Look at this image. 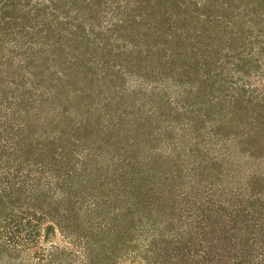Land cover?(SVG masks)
<instances>
[{
  "label": "trees",
  "instance_id": "obj_1",
  "mask_svg": "<svg viewBox=\"0 0 264 264\" xmlns=\"http://www.w3.org/2000/svg\"><path fill=\"white\" fill-rule=\"evenodd\" d=\"M114 1L115 0L40 1V4L49 9L51 16H60V18L66 17L68 19L74 17L78 20V24L73 22L77 27L76 29L60 32L58 31L59 28H57L55 33L49 30L43 37L41 36L40 41L45 43L51 36L53 44H56V41L61 43V36L66 34L70 36L72 33L78 36V32L82 38L86 37L88 40V32H86L83 22H85L89 16L92 17L93 20H98V15L110 8V3L108 2ZM127 1H130L129 4L132 5H143L145 8H150L149 10L156 9L158 11L157 14L164 16L163 19L165 20L164 22H166L164 26H169L170 30H177L171 33L169 35L170 38H167L165 41L173 43L175 48L172 49L169 57H174L175 55L173 53L176 52L177 48L182 44H179L181 39L180 33L194 28V26L191 25L192 22L188 27L189 21L191 18H194L191 16L189 9L192 0L188 2H186V0H147L144 4H142L143 0ZM236 1L237 0L201 1L202 7H206V18H203L204 22L211 26L209 29L215 33V41L225 39L218 43L216 47L214 45H211V48L210 45L208 46V53L210 49H216L215 55H217V59L211 69H205L200 74L202 77L200 78L204 80V82L212 83L211 86H216L215 89L211 90L214 95L212 98H210V95L203 94L200 87L194 89L190 88L185 94L181 92L184 97H182V100L181 98L176 99V101L174 100L176 103L170 101L168 97L161 93H153L146 96L147 99L145 100L146 103H149V115L138 114L134 112L133 109L128 111V109H130L129 107H134L137 103L136 100L140 98H136V93L134 94L132 93L133 91L129 90L130 86H126L125 84L120 85L118 83V78L120 77L122 79L121 82L126 80L125 76L143 80L145 66L140 64L139 57H134L135 59L131 58L127 61L129 71L122 68L123 71H125L124 74L118 75L120 69L110 71L108 76L104 73L103 77L105 79L101 82L103 85H100L103 88L101 95H99L98 91L97 95L93 96L91 92L94 86L92 83H87V79L83 78L79 81L81 84L79 88L80 92L77 91V93H74L77 99L73 100L71 106L74 111H82L84 108V113L88 116H83L84 118L80 119V123L82 124L78 127L76 126L74 135L78 137L80 136V131L87 132L89 128H92L89 124L92 121L91 115L93 111L95 112V119H97V121L94 120L97 127V134L100 135L102 140L108 143L110 142L109 146H114V143H112L108 137L110 134L103 135V133H105V131L109 133L115 131L117 133L116 136H118L119 133L124 134L132 147L135 145V148L140 147L139 150L141 151L152 152L156 150L155 147L161 150L163 139H169V131L166 130L165 133L160 132V125L180 119L181 122L184 121L186 124L196 125L198 122L197 112L200 108L208 110L215 107V109H219L221 113V110L227 107L228 111L226 115L214 117L211 114H204V117L208 116L207 119L212 123L210 127L219 129L218 127H220V125L226 123L228 125V131L227 134L223 136V139L229 142L232 141L231 143L238 149L237 151L244 153L241 155L236 151L235 155H244L256 161L264 159V1L240 0L241 6L234 5ZM21 2H25V0H0L1 17L5 16V19L8 18L7 20L4 19L3 22L0 20V64L5 57L7 58V54L4 51L6 49V42L4 41H8L10 38L17 39L16 36L18 32H15L13 27H19V25L22 24L20 20L25 19L23 11L28 5ZM223 2L227 3L229 7L224 6L222 11H219L221 9L219 5L221 3L223 4ZM31 8H34V6H31ZM35 8L41 11L38 8V4ZM81 12H83L81 16L87 13L86 15H88V17L84 15L82 19L78 18ZM208 14H214V16L209 18ZM197 18L198 16L194 19ZM40 19L46 22L48 16L44 14ZM201 21L203 22V20ZM7 24H9L13 30L10 29L9 31V25ZM201 26H203V24H201ZM204 26H206V24H204ZM187 27L188 29H186ZM118 28H120V26ZM202 28H200L201 30L198 32L197 36H202L207 39ZM205 30L207 31V29ZM219 33L220 36L218 35ZM55 35L57 36V40L55 39ZM2 39H4V41H1ZM47 44H49L48 41L45 45ZM105 46L106 49L103 54L106 58L123 55L119 50L114 52L112 48H107V44ZM218 47H220L219 50ZM56 49L57 47H54L52 51ZM170 49V46H168V48L167 46L165 47V50ZM179 53L178 51L176 55L178 56ZM210 54L214 56L212 52H210ZM8 57L12 60V54L9 51ZM97 57L98 55L96 54L94 59ZM49 58V62L53 63L51 66L56 67V64L59 65L58 68H55L54 72L58 71L59 68H65L63 63L67 65V63L64 62L65 60L60 58V56L57 58L52 54ZM90 59H88V61H90ZM5 60L6 61L2 63L3 69H0V107L3 106L4 108H8L12 105L10 98L12 97L15 99V95L10 93L23 87V90H26L27 81L23 78L20 81H18V79L21 76H27V74H23L25 73L22 69V65L24 64L20 63V70L14 72L10 71V65L13 66V61H7L8 59ZM26 63L28 66L31 65V62ZM105 65H107V63L103 66ZM204 65L205 64H201V67H204ZM90 68L87 67L89 73L97 75L98 79L97 72H92ZM223 68L227 71H224L225 73H230L232 75L231 81L229 77H223ZM102 69L105 70L104 67H102ZM10 72H12V74L15 75L14 78L17 79V81H12L16 83L15 89L12 90L8 88L6 84V78L10 75ZM235 74L245 76L237 77L238 80L244 83L233 79L232 77H234ZM32 77H36L35 72ZM83 80L85 82L84 84ZM5 85L6 88H4ZM26 91L28 93L30 92L29 90ZM215 92H217V96ZM252 92L256 93L258 97L252 99ZM57 94L59 95L58 102L65 103L70 91H66V88H61ZM88 98H95L96 100L92 101L89 105V102H86L89 101L87 100ZM122 100H130V103ZM180 101L181 104L179 103ZM202 103L203 105L201 107L200 105ZM177 104H180V106L178 107ZM111 105H115L116 108L117 106L124 105L125 115L128 116L131 114L133 117V119L127 118L132 123H129V125L123 124L128 121L123 118L122 115L124 114L120 113L121 117L116 119V121H114L115 123L110 122L109 125H106L105 122H103V116L101 117L100 108H107ZM181 105L183 110H180ZM194 105H196V107H193ZM40 109L39 111L35 110L33 114L35 117V124L39 126L42 125L40 130H43V127H45V120L48 118L45 117L46 111L44 109L40 111ZM65 111L66 108L63 109V111L56 112L52 120L46 122V124L51 127V130H53V128L54 130L57 129L56 132L58 133L56 138L53 137L50 140L51 146L56 148L50 147V151H53L52 154L54 158H51L53 162L48 166V169L55 168L53 173H57L56 175L61 177L59 180H62V182L59 183L60 186L62 183L63 188L60 187L61 190L57 200L54 201L51 198H47L48 195L39 189L35 190L31 180L24 181L25 186L23 188L17 186V183H11L9 188L3 187L0 189V264H16L15 260L19 257V252H23L28 248V242H30V245L34 244V242L40 243L37 247H33V251L35 252L34 257H31L29 255L30 253L25 254L24 260L30 258L33 260V263L30 264H73V260H75L76 256L73 255L72 257H74V259L71 258L70 261L68 259L63 260V257L68 255L66 253H69V256H71V251L65 253L60 247H56L57 245L53 243V239L60 233L66 237H70L74 243H77L76 248L78 249L73 252L77 254L81 251L84 264H117L119 257H123L128 250H132V248L128 249L126 241L130 240L129 238L132 240V237H141L142 235H144L145 239L148 241V247H146L144 253H149L150 250L157 247V243L159 244L157 254L160 261L159 264H264L263 173H249L245 180V184H242L243 189L238 188L234 191L232 187H229L228 190H225L224 188L226 185L221 183L224 174H210L213 180L212 178L206 179L204 176L208 174L206 171L208 168L199 164L195 171V177L202 178V180H200L198 184L205 181L209 188L208 190L213 192L214 195L207 190L201 189L197 192L193 190H190V192H186L187 190L184 191L183 187L187 185L185 180L176 182V184L174 182H169L172 187L166 192V196H164L165 201L163 202L162 200V203L154 205V201H159L161 197L159 194L157 195V193H155L156 191L154 193L151 192V189L147 192L145 191V181L148 180V176L145 175L142 179L138 178L136 180L135 172L133 171L134 167L130 163L121 164L122 169L119 172L116 169L114 171L122 184L125 183V186L129 185L131 187L128 191H124V193L129 199L137 198L135 203H133L135 208L132 209V212L129 211V214L127 210L131 209L130 207H128L127 210L125 209L116 213V207L111 209V205H108V208L104 209V216L102 215L100 217L98 214H95L96 217L94 221L88 217H84L85 214L91 213L95 208L101 205L100 200H95L94 197L91 196V191L93 189L92 185L94 182L97 184V180L99 181V179L92 175L94 172L92 170H89L84 178H81L79 173L73 181L71 180V176L68 175L75 170V166L79 164V161L73 160L72 163H70L73 157V155H71V150H69V143L71 144V142L68 143L67 139L63 142L62 137H64L65 129H67L70 122H72L70 116H67L64 120H60ZM141 112H143V110H141ZM53 119H56L57 122L53 121ZM27 120L30 121L29 119ZM77 120L78 118L76 119V123ZM28 121H25L26 127L21 123V128L22 130L27 128L28 132H26V136L30 137L32 125H30L31 123ZM202 123L203 121L200 124ZM9 126L10 129H14L12 123H10ZM18 130L20 133L22 132L20 128ZM40 130L38 132H41ZM20 133L17 134L21 136L22 134ZM143 145L148 148H143ZM92 151L93 150L89 153L91 154ZM160 154L161 152L155 153L156 158H150L151 160L147 164L152 163L153 166H156L158 164L157 158ZM223 160L224 159L221 161ZM231 165H233V163H231ZM0 168L4 167L0 165ZM167 172L166 170L165 177L168 181L169 179L173 180L174 178L172 175ZM239 177L241 178L242 174ZM234 180L235 176L233 172H231L229 181L234 182ZM98 185L100 188L105 186L103 184ZM39 187L40 184L37 183L36 188ZM143 188L144 193H142ZM118 191L121 190L116 188L117 193ZM201 192L204 195H200ZM201 196L207 197L202 198ZM152 197L154 200H152ZM112 198L113 197H111L109 202L115 205V201H113ZM89 201L90 203L87 204ZM149 201L153 202L149 203ZM92 202H94V205H90ZM83 204L87 207L84 209L85 213L82 212ZM190 211H192V213H190ZM101 212L102 209L99 213L102 214ZM184 213L187 214V219H185ZM15 214L20 216L15 217L14 220L16 223V231L13 234L15 236L8 240V238L4 237L6 228H3L2 225L5 227V223L10 219L12 220ZM22 214L25 215L26 223L20 225L18 220H21ZM188 215H191L190 218ZM135 216H137V219ZM29 217H32L34 220L31 221ZM16 218H18V220ZM134 220H139V222L137 223V221L135 222ZM119 221L121 226L118 223ZM15 238H18L19 243L17 245H12V241L16 242ZM18 245L21 247H18ZM47 247L49 250L45 251ZM53 256L55 257L53 258ZM111 259L114 260V263L113 261L111 262ZM147 259H145L146 263L149 264Z\"/></svg>",
  "mask_w": 264,
  "mask_h": 264
},
{
  "label": "rangeland",
  "instance_id": "obj_2",
  "mask_svg": "<svg viewBox=\"0 0 264 264\" xmlns=\"http://www.w3.org/2000/svg\"><path fill=\"white\" fill-rule=\"evenodd\" d=\"M40 1L42 0H25V2H21L26 3L28 6H26L23 11L25 19L20 20L22 24L19 25V27H13L14 31L18 32L16 36L17 39L10 38L8 41H4V39L1 40L6 42V49L4 51L7 54V58L5 57L2 63L6 61L5 59H8L7 61H13V66L10 65V62L9 65L11 67L10 71L14 72L20 70V63L24 64L22 65V69L25 72L23 74H27V76H21L18 81L22 78L27 81L26 90L30 92L24 91V87L18 88L10 93L15 95V99L12 97L10 98L12 105L8 108H4L3 106L0 107V165L4 167L0 168V189L3 187L9 188L11 183H17V186L23 188L25 186L24 181L31 180L35 190L39 189L48 195L47 198H51L54 201L57 200L59 192L61 188H63L62 183L61 186L59 183L62 182V180H59L61 177L57 176V173H53L55 168L48 169V166L53 162L51 158H54L52 154L53 151H50V147L54 146H51L50 140L53 137L56 138L58 133L56 132L57 129L54 130L53 128V130H51V127H49L46 122H50L56 112L63 111L65 108L66 111L62 115L63 117L61 116L62 118L60 120H64L67 116H70L72 122H70L69 127L65 129L64 137H62L63 142H65L66 139L68 143L71 142V144L69 143V150H71V155H73V157L70 163H72L73 160L79 161V164L75 166L76 172L74 170L68 175L71 176V180L73 181L79 173L80 177L84 178L85 174L88 173L89 170H92L94 171L92 175L99 179V181L97 180V184L94 182L92 185L93 189L91 191V196L94 197L95 200H100L101 205L84 216L93 221L96 217L95 214L101 217L104 209L108 208V205H111V209L116 207V213L125 209L127 210L128 207H130L131 209L127 210L129 214V211L132 212V209L135 208L133 203H135L137 198L129 199L124 193V191H128L131 187L129 185L125 186V183L122 184L114 171L116 169L119 172L122 169L121 164L130 163L134 167L133 171L135 172L136 180L138 178L142 179L145 175L148 176L149 181H145V191L147 192L151 189V192L154 193L156 191L155 193H157V195L159 194L161 197L159 201H154V205L162 203V200L163 202L165 201L164 196H166V192L169 191L168 189L172 187L169 182H174L176 184V182L185 180L187 185H184V191L187 190L186 192H190V190H193L197 192L201 189L207 190L209 193L213 194V192L208 190L209 188L205 181L198 184V182L202 180V178L195 177V171L199 164L208 168V170H206L208 174L204 176L206 179L212 178L213 174H224L221 183L226 185L224 188L225 190H228L229 187H232L234 191L238 188L243 189L242 184H245V180L249 173L256 172L263 173L264 175V159L256 161L244 155L241 156L244 153L237 151L238 149L234 147V144L231 143L232 141L229 142L223 139V136L227 134L228 125L224 123L218 127L219 129L212 128L210 127L212 123L207 119L208 116L204 117V114H211L214 117L226 115L228 111L227 107H224L221 113L219 112L220 110L215 109V107L208 110L200 108L197 112L198 122L196 125L186 124L184 121L181 122V119L174 121L169 120L170 123L160 125V132L165 133L166 130L169 131L170 135L169 137L167 136L169 139H163L161 150L155 147L156 150L152 152L141 151L139 150V146H137L139 148H135V145L132 147L124 134L119 133L118 136H116L117 133L115 131L113 133H109L108 131L103 133V135L110 134L108 137L110 141L114 143V146H109L110 142L108 143L102 140L100 135L97 134V127L94 122V120L97 121V119H95V112L93 111L91 115L92 121L89 124L92 128H89L87 132L80 131V136L78 137L74 135L76 126L78 127L82 124L80 123V119L88 116L84 113V108L82 111H74L71 106L73 100L77 99L74 93H77V91L80 92L79 88L81 84L79 81L83 78L87 79V83H92L94 86L91 92L93 96L97 95L98 91L99 95H101L103 88L100 85L105 79L103 77L104 73L108 76L110 71L120 69L118 75L124 74L125 71H123L122 68L129 71L127 61L131 58L135 59L134 57H139L140 64L145 66L143 80L125 76L126 80L121 82L122 79L120 77L118 78V83L120 85L125 84L126 86H130L129 90L133 91L132 93L134 94L136 93V98H140L136 100L137 103L134 107H129L130 109H128V111L133 109V111L138 114L149 115V103H146L145 100L147 99L146 96L153 93H161L168 97L170 101L174 102V100L176 101L178 98L182 100V97H184L182 93L185 94L188 89L200 87L203 94L210 95V98L214 96L211 90L215 89L216 86H211L212 83L204 82L200 74L205 69H211L217 59V55H215L216 49H210L208 53V46L210 45V48L211 45L216 47L218 43L225 39L215 41V33L209 29L211 26L204 22L203 18H206V7H202L201 1L203 0H192V4L189 5L191 16L194 18L198 16V18H191L188 23L189 27L192 22L191 25L194 26L193 29L191 28L180 33L181 39L179 44H182L177 48L176 52L173 53L175 55L174 57H169L172 49L175 48L173 43L165 41L167 38H170L169 35L171 33L177 30H170L169 26H164L166 23L163 19L164 16L157 14L158 11L156 9L149 10L150 8H145L143 5H132L129 4L130 1L127 0L108 2L110 3V8L100 13V15H98V20H93L90 16L88 17V15H86L87 13L84 14L88 17L87 20L83 22L85 30L88 32V40L86 37L82 38L78 32V36H75L73 33L70 36L67 34L61 36L60 42L62 44L58 43V41H56V44H53L50 36L47 40L49 44L45 45L47 41L43 43L40 39L46 32L50 30L52 33H55L57 28H59L58 31L60 32L76 29L77 27L74 23L78 24V20L74 17L68 19L66 17L60 18V16H51L49 9L40 4ZM188 1L189 0H186V2ZM145 2H147V0H143L142 4ZM37 4L41 11L36 10L35 6ZM234 5L241 6L242 4L240 0H237ZM31 6H34V8H31ZM224 6L229 7L227 3L223 2V4L221 3L219 5V8H221L219 11H222ZM82 13L83 12L80 13L78 18H83L84 15L81 16ZM44 14L48 16L46 22L40 19ZM1 15L2 13H0V20L3 22L5 16L1 17ZM213 16L214 14H208L209 18ZM7 19L8 18L5 20ZM201 20H203V22ZM201 24H203V26H201ZM204 24H206V26H204ZM116 26H120V28ZM188 27L186 29H188ZM200 28L203 29L207 39L202 36H197L198 32L201 30ZM10 29L11 26L9 25L8 30L10 31ZM205 29H207V31ZM218 35L220 36V33ZM56 37L55 35V39ZM106 44L108 45L107 48H112L114 52L119 50L123 55L119 57L111 56L109 57L110 59L108 57L106 58L103 54L106 49ZM166 46L167 48L170 46L171 49L165 50ZM54 47H57V49L52 51ZM219 48L220 47H218V50ZM8 51L12 54V60L8 57ZM178 51L180 55L178 54L177 56L176 54ZM210 52L213 53L215 58L211 56ZM52 54L57 58L60 56V58L65 60L64 62L67 63V65L63 63L65 68H59L58 71L54 72L55 68H58L59 65L56 64V67L51 66L53 63L49 62V56H52ZM96 54L98 57L94 59ZM88 59H90V61H88ZM26 62H31V65L28 66ZM2 63L0 64V69H3ZM105 63H107V65L103 66ZM201 64H205L204 67H201ZM86 66L89 68L91 67L90 70L92 72H97L98 79L97 75L89 73ZM102 67H104L105 70H103ZM224 71L227 72L223 68V77H229L231 81L232 75ZM34 72L36 77H32ZM14 76L15 75L10 72V75L6 78L7 87L11 90L16 87V83L12 82L13 80L17 81ZM237 77L245 76L235 74L232 78L241 81L238 80ZM213 81L215 83L214 79ZM84 83L83 80V84ZM4 88H6V85ZM61 88H66V91H70L67 98L68 100L66 99L65 103L58 102L59 95L57 92ZM215 95L217 96V92H215ZM251 96L252 99L258 97L254 92L251 93ZM87 100L89 101L86 102H89L90 105L91 102L96 99L88 98ZM122 101L130 103V100ZM179 103L181 104V101ZM180 104H177V106L179 107ZM202 105L203 103L200 106L202 107ZM193 107H196V105ZM39 109L40 111L44 109L46 111L45 117L48 118L45 120L46 122L44 123L45 127H43V130H40L42 125L39 126L35 124V117L33 114L35 110L39 111ZM141 110H143V112H141ZM180 110H183L182 105ZM100 111L102 114L101 117L103 116L104 119L103 122H105L106 125H109L110 122L115 123L114 121L121 117L120 113L124 114L122 115L123 118L128 121L123 124L129 125V123H132L127 118L133 119V117L131 114L128 116L125 115L124 105L117 106V108L115 105L108 106L107 108L101 107ZM77 118L78 120L76 123ZM25 121L30 122V125H32L30 137L26 136V132H28L27 128L25 130L21 128L22 124L26 127ZM53 121H56V119H53ZM202 121L203 123L200 124ZM10 123L14 125V129H10ZM19 128L22 131L21 133L18 130ZM39 130L41 132H38ZM17 133L22 135L19 136ZM143 148L147 149L148 147L143 145ZM91 150L93 151L90 154L89 152ZM236 151L241 155H235ZM158 152H161L160 156L157 158L158 164L156 166H153L152 163L147 164L151 160L150 158H156L155 153ZM222 159L224 160L221 161ZM231 163H233V165H231ZM166 170L168 171L167 173L172 175L174 178L173 180L169 179L168 181L165 177ZM231 172H233L235 176V184L229 181ZM241 174L242 177L240 178L239 176ZM37 183L40 184L39 188H36ZM98 184H103L105 186L100 188ZM116 188H119L121 191L117 193ZM142 193H144V188ZM200 195L204 194L201 192ZM111 197H113L112 200L115 201L116 206L112 202H109ZM153 197L152 200H154ZM90 201L87 204H89ZM152 202L149 201V203ZM90 205H94V202ZM82 207V212L85 213L84 209L87 207L84 204ZM101 209L102 214L99 213ZM190 213H192V211H190ZM184 214L185 219H187V214ZM190 216L191 215H188L189 218ZM15 217L20 216L15 214L12 220L10 219L5 223V227L2 225L3 228H6L4 237L8 238V240L15 236L13 234L16 231V223L14 222ZM84 217L83 219L85 220ZM136 217L137 216H135V218ZM29 218H31V221L34 220L32 217ZM167 218L171 219L170 217ZM16 219L18 220V218ZM25 220V215L22 214L21 220L18 221L20 225H23L26 223ZM134 221L136 222L137 220ZM138 222L139 220L137 223ZM118 223L121 226L120 221ZM15 239L16 242L12 241V245H17L19 243L18 238ZM129 239L130 240L126 241V245L128 249L132 248V250H126V254L118 258L117 264H147L145 260L147 258L149 264H159L160 261L157 256L159 248L158 243L156 244V248L150 250V252L146 254L144 251L146 247H148V241L145 239L144 235L141 237H132V240L131 238ZM53 243L57 245L56 247H60L65 253L71 251V256H69V253H66L68 255L64 256L63 260L68 259L70 261L71 258L74 259V257H72L74 255L76 258L73 260V264H84L81 251L77 254L73 252L78 248H76L77 243H74L70 237H66L60 233L53 239ZM38 244L40 243L34 242V244L30 245V242H28V248L23 252H19V257L15 260V263H33L31 258L24 260L25 254L30 253L29 255L34 257L35 252L33 251V247H37ZM18 247L21 246L18 245ZM48 250L49 248L47 247L45 251ZM54 257L55 256H53V258ZM112 261L114 263V260L111 259V262Z\"/></svg>",
  "mask_w": 264,
  "mask_h": 264
}]
</instances>
